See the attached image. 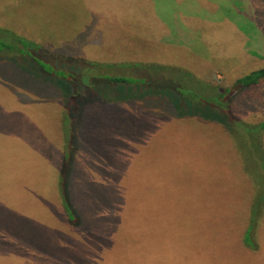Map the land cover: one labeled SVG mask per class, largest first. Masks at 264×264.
Listing matches in <instances>:
<instances>
[{
  "label": "rangeland",
  "instance_id": "374dc122",
  "mask_svg": "<svg viewBox=\"0 0 264 264\" xmlns=\"http://www.w3.org/2000/svg\"><path fill=\"white\" fill-rule=\"evenodd\" d=\"M261 68L264 0H0V264H264Z\"/></svg>",
  "mask_w": 264,
  "mask_h": 264
},
{
  "label": "trees",
  "instance_id": "16d2710c",
  "mask_svg": "<svg viewBox=\"0 0 264 264\" xmlns=\"http://www.w3.org/2000/svg\"><path fill=\"white\" fill-rule=\"evenodd\" d=\"M264 80V68H261V69H257V70H254L246 75H244L243 77H241L237 83L241 84L243 87H251V88H260L261 85H262V82ZM124 82V79H121V78H117V77H110V78H107L105 80L104 83H108V84H123ZM226 96V100L223 101L222 100V97ZM212 97L213 99H215L214 102H212V105H211V114H209V116H213L214 118L217 117V118H220L222 120H225V117H226V120L229 119V120H235V117L233 116L234 114L232 112H230L229 108H227L226 104L228 101V98H227V94L222 91L221 89H218L216 90V92L214 94H212ZM233 115H232V114ZM258 130H261V131H264V121H262L259 126H258ZM61 180H59V187L61 185ZM262 190L264 188V186L260 187ZM60 195H61V199L63 198L61 192H60ZM65 199V198H63ZM62 199V201H63ZM256 205V204H255ZM255 205L253 207H255ZM63 207L65 209L68 208V206H65V203L63 201Z\"/></svg>",
  "mask_w": 264,
  "mask_h": 264
},
{
  "label": "crops",
  "instance_id": "0c3cea01",
  "mask_svg": "<svg viewBox=\"0 0 264 264\" xmlns=\"http://www.w3.org/2000/svg\"><path fill=\"white\" fill-rule=\"evenodd\" d=\"M198 2V1H197ZM200 3H202V2H200ZM180 7L178 6L177 7V13H178V15L177 14H173L172 15V24L174 25V26H177L180 22H181V16H182V12H181V10L179 9ZM186 17H189V16H186ZM177 28H178V26H177ZM177 32H178V36H180V29L178 28L177 29ZM171 36H174V34H171ZM67 46L66 45H64L63 46V49L64 48H66Z\"/></svg>",
  "mask_w": 264,
  "mask_h": 264
}]
</instances>
